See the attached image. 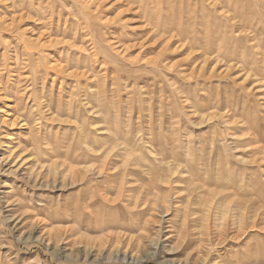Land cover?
<instances>
[{
  "label": "rangeland",
  "instance_id": "374dc122",
  "mask_svg": "<svg viewBox=\"0 0 264 264\" xmlns=\"http://www.w3.org/2000/svg\"><path fill=\"white\" fill-rule=\"evenodd\" d=\"M0 16V264H264V0H0ZM8 85L34 132L13 122ZM121 183L123 205L145 198L144 183L159 187L152 204L171 191L175 226L119 212ZM11 184L38 204L28 220ZM158 206L157 219L174 217Z\"/></svg>",
  "mask_w": 264,
  "mask_h": 264
},
{
  "label": "bare ground",
  "instance_id": "6f19581e",
  "mask_svg": "<svg viewBox=\"0 0 264 264\" xmlns=\"http://www.w3.org/2000/svg\"><path fill=\"white\" fill-rule=\"evenodd\" d=\"M85 2V1H84ZM83 4L84 3H82V6H83ZM77 5V4H76ZM78 8V7H77ZM16 13V14H15ZM78 13H79V11H78ZM22 14H24V12L22 13L21 11H20V9H19V13H18V10L17 9H15V11H14V14H13V19L11 20V22H8L9 23V25H10V27L8 28V30H10L11 31V33L12 32H17L18 33V30H19V26H18V23H20V20H19V17L22 19ZM2 15V14H1ZM5 15V14H4ZM16 15H18L19 17H17ZM2 16H0V18H1ZM88 18V17H87ZM7 20V19H6ZM9 20V19H8ZM19 20V21H18ZM6 24V23H5ZM0 25H2V23L0 22ZM7 26V25H6ZM20 28H22V27H20ZM72 29H73V27H72ZM47 30V29H46ZM51 30V29H50ZM40 32V31H39ZM6 33V32H5ZM43 33V32H42ZM48 33V32H47ZM44 34V33H43ZM46 35V34H45ZM47 36V35H46ZM76 36V35H75ZM74 36V37H75ZM4 37V36H3ZM39 37V36H38ZM41 37V36H40ZM52 37V36H51ZM77 37V36H76ZM18 38V37H17ZM46 38V37H45ZM55 38V37H54ZM27 39V38H26ZM25 39V40H26ZM36 38H34V40H35ZM6 40V39H5ZM21 40V39H20ZM28 40V39H27ZM48 40V39H47ZM29 41V40H28ZM31 41V40H30ZM49 41V40H48ZM8 42V41H7ZM24 42V44H25V46H27V47H29V45H31L30 43H28V42H26V41H23ZM50 42V41H49ZM42 43V42H41ZM33 44V46H36V44H37V42L36 43H32ZM35 44V45H34ZM14 45H15V47H16V45H18V42L15 44L14 43ZM40 45V44H39ZM125 45V44H124ZM6 46V45H5ZM126 46V45H125ZM32 47V46H31ZM37 47V46H36ZM35 47V48H36ZM131 47V46H130ZM14 48V47H13ZM127 48H129V45H127ZM17 49H18V47H17ZM31 49V48H30ZM37 50V49H36ZM38 50H39V48H38ZM37 50V51H38ZM46 52V51H45ZM162 52H163V50H162ZM30 55V54H29ZM38 56V55H37ZM46 56V55H45ZM158 57L160 56V55H157ZM157 57V58H158ZM154 58V57H153ZM154 59H156V58H154ZM207 59V58H206ZM116 60H118V59H116ZM208 60V59H207ZM161 61H163V60H160V61H158V63H156V64H160V62ZM46 63V62H45ZM62 63V62H61ZM162 63V62H161ZM47 64V63H46ZM57 64V63H56ZM66 64V63H65ZM59 65V64H58ZM60 65H63V64H60ZM150 65V64H149ZM153 65V64H152ZM44 66V65H43ZM65 66V65H64ZM174 66V65H173ZM9 67V66H8ZM44 68H45V66H44ZM66 68V67H65ZM47 69V68H46ZM49 69V68H48ZM55 70V69H54ZM75 70H77V69H75ZM158 70V69H157ZM83 71V70H82ZM153 71V70H152ZM160 71V70H159ZM57 72H58V70H57ZM135 72H136V70H135ZM134 72V73H135ZM138 72V71H137ZM36 80V79H35ZM17 83V82H16ZM4 94L6 95V97H8V98H13V97H15L14 98V100H13V102L14 103H12L11 104V106H10V108H15V110H17V111H19V113H18V115H16V116H14V118H13V122L15 121V120H18V119H20L21 117H22V122H23V124L25 125V126H27L28 127V129L31 131V132H34V127H33V125H32V118L31 117H29V116H22L23 114L22 113H20V112H23V110L26 108V106L24 105V102H23V98H22V95L21 94H19L18 93V86L17 87H15L14 85H8V86H6V88L4 87ZM35 96V95H34ZM36 97V96H35ZM34 97V98H35ZM37 100V99H36ZM48 101H50V99L48 100ZM37 102V101H36ZM45 102V101H44ZM36 104V103H35ZM34 104V105H35ZM50 105H51V103H49ZM45 105V104H44ZM50 107V106H49ZM71 107V106H70ZM34 111V110H33ZM41 111V110H40ZM68 111H69V109H68ZM69 114H71V113H69ZM12 121V120H11ZM39 139V138H38ZM31 143H32V145H33V148L35 149V151H36V158H37V161H38V163H40L39 165H40V167H42V168H44V167H46V166H52V164H46V163H44L43 162V160L42 159H44L42 156H41V153H43V151H42V148L43 149H47V147H42V143H40V142H38V141H36L35 139H33V140H31ZM142 143V142H141ZM16 149H12V151H13V153H14V157L15 156H17V153H15L14 151H15ZM27 150H30V149H27ZM49 150V149H48ZM70 150V149H69ZM99 150H100V148H96V149H94L93 150V155H94V153H99ZM102 150H104V148L102 149ZM106 151H107V149H106ZM81 152V151H80ZM18 153H19V151H18ZM79 153V152H78ZM48 154V153H47ZM20 156H23V155H20ZM19 156V157H20ZM13 157V158H14ZM82 157V156H81ZM14 160V159H13ZM18 160V159H17ZM128 160V159H127ZM141 161V160H140ZM11 161L9 160V163H10ZM23 162V161H22ZM73 162V161H72ZM13 163V162H12ZM29 163V162H28ZM37 163V164H38ZM180 163H182V162H180ZM25 164V163H24ZM30 164V163H29ZM16 165V167H17V164H14V165H12V166H15ZM19 165H20V163H19ZM104 165V164H103ZM140 165V164H139ZM178 165H180V164H178ZM177 165V166H178ZM12 166H10V167H12ZM28 166V165H27ZM86 166V165H85ZM91 166V165H90ZM128 166H129V164H126L125 165V168L123 169V172H122V174L123 175H128V174H130V173H133V169H129V168H131V167H129L128 168ZM134 166V165H133ZM182 166H183V164H182ZM182 166H181V168H182ZM102 167V166H101ZM142 167H144V165H140V168H142ZM88 169H91L90 167H80V168H75L74 166H70L69 167V173L71 174V172H74V176H77L78 174H83V172H86V171H89ZM175 169H177L176 167H175ZM174 169V170H175ZM180 169V168H179ZM148 170V169H147ZM182 170V169H181ZM23 171V167L20 165L19 167H17L16 169H14L13 168V170H12V172L13 173H22V174H24V172H22ZM91 171V170H90ZM177 171H178V169H177ZM188 171V170H187ZM101 172V171H100ZM164 172V171H163ZM162 172V173H163ZM183 172V171H182ZM178 173V172H177ZM149 174V173H148ZM189 174V173H188ZM122 175V176H123ZM150 175V174H149ZM161 175V174H160ZM166 175V174H165ZM176 175V174H175ZM174 175V176H175ZM151 176L152 175H150V178H151ZM162 176H163V174H162ZM167 176V175H166ZM171 176H173L172 174H171ZM177 177H178V175H176ZM180 176V175H179ZM165 177V176H164ZM163 177V178H164ZM152 178H153V176H152ZM172 179H173V177H171ZM28 179V178H27ZM41 179V178H40ZM158 182V181H157ZM178 182V181H177ZM195 182V181H194ZM206 182V181H205ZM162 183H163V181H162ZM160 184V186L161 185H163L164 186V184H167V183H163V184ZM175 183V182H174ZM173 183V184H174ZM148 184V183H147ZM147 184H143V186L141 187V189H140V193L141 194H144L145 193V198H143V197H139L138 198V200H136L133 204H124L123 205V203H121V201H123L124 200V197L126 196V191H127V188L128 187H126L125 185H124V183H121L119 186H117L116 188H117V192H118V197H117V200L119 201L118 203L120 204V205H117L118 206V208H117V210L119 211V212H127V213H129L130 215H131V217H132V219L134 220V218H135V220H137V219H141V218H143L144 216H148L149 215V217L145 220V223H144V226L146 227V228H150L151 226H152V223L155 225L156 223H159V224H161V227H164V225L166 224V222H170L171 223V226H175V223H176V221L174 222V219H176V217H178V216H180V213L182 212V210H181V208H180V200L178 199V198H176L175 196V198L173 197V199L171 198V196H173L172 194H171V196L169 195V194H167L168 192H171V191H168L165 195H164V197H161V198H159V196H158V200L156 199V202H155V204H152V202H151V199H150V194H151V188L152 187H155V188H157V189H159V187L158 186H154L153 184L152 185H150V186H147ZM173 184H172V186H173ZM12 185V184H11ZM15 185V184H14ZM14 185H12V188L14 189ZM38 185V184H37ZM40 185V184H39ZM165 189H167V187L168 186H166L165 185ZM171 187V186H170ZM169 188V187H168ZM17 189H19V188H17ZM170 189V188H169ZM176 189V188H175ZM28 190V189H27ZM174 190V187H173V189H172V191ZM182 190V189H181ZM180 190V191H181ZM103 191H104V189L103 188H100V190H97V192H96V195H98V194H100V197H101V199H103L104 201H105V198H106V196H108V195H105V193L103 194ZM183 191H184V189H183ZM183 191H182V194H183ZM10 192V191H9ZM154 192V191H153ZM174 192V191H173ZM172 192V193H173ZM161 193V192H160ZM181 192H179L176 196H179L180 197V194ZM10 194H12V196H13V199H9V201L11 202V204H12V206H14L13 207V209L12 210H14V211H16V212H18V211H20L21 210V212H20V216H21V218L23 219V220H28L27 218H29V216L30 215H33L32 214V210H30V209H33V208H38V204H36L35 202H33L32 200H31V198H29V195L27 194V193H24L23 191H20V192H17V190H11V192H10ZM9 194V195H10ZM156 195V194H155ZM170 196L169 198H171L172 200H170L167 196ZM190 196V195H189ZM188 196V197H189ZM185 197V196H184ZM157 198V197H156ZM191 198V197H190ZM101 201V200H100ZM184 202V201H183ZM182 202V203H183ZM192 202H193V199H192ZM191 202V200L189 199L188 200V205H186L187 204V202H186V206H185V210H184V212H183V215H182V218H181V222L180 223H182V226H181V228H178V237L180 236V237H184L185 236V234H188V232L187 233H184V231H185V228H188L189 226H191V225H189V220H193V218L192 219H190V216L192 217L194 214H195V212H193V210H192V212H190L189 211V204H190V208H191V206H192V203ZM162 205V207H164V210H163V214L164 215H168L169 214V210L171 209V207L172 206H174L173 208H174V211H175V214H174V217H172L171 219H170V221H168V219H166V218H164V219H157L156 218V216L152 213V211H154V210H156L155 208L158 206V205H160V204ZM88 204V203H87ZM151 204H152V206L154 205L155 206V208H154V206L152 207L151 206ZM76 205H78V204H76ZM131 206H133V207H131ZM89 208V207H88ZM140 208V209H139ZM152 208H154V210H152ZM158 208H159V206H158ZM39 209V208H38ZM125 209V210H124ZM126 209H128V210H126ZM139 210V211H133V210ZM130 210V211H129ZM195 211V210H194ZM156 212V211H155ZM211 213V212H210ZM241 214H242V217H241V219H242V221H241V224H244V219L246 218L245 217V212H243L242 211V209H241V212H240ZM39 214V213H38ZM182 214V213H181ZM258 215H259V210L258 211H256L255 213H253L250 217H252V227H257V225H258V221H257V217H258ZM261 215V214H260ZM259 215V216H260ZM226 216V215H225ZM212 217H213V215H212ZM15 219L16 218H18L17 216L16 217H14ZM33 218V217H32ZM174 218V219H173ZM261 218V220H262V222L264 223V216H262V217H260ZM259 218V219H260ZM14 219V220H15ZM206 233H205V235L206 236H210L209 235V231H210V223L212 222V218H211V215L209 214L206 218ZM258 219V220H259ZM13 220V219H12ZM176 220H178V219H176ZM196 220V219H195ZM194 222V221H193ZM215 222V221H214ZM178 224V223H177ZM216 224V223H215ZM189 225V226H188ZM248 225H250V224H248ZM178 226V225H177ZM214 226H217V225H214ZM225 226V225H224ZM235 226V225H234ZM239 227V226H238ZM246 227V226H245ZM264 227V226H263ZM212 228V227H211ZM220 228V227H219ZM224 228V227H223ZM162 229V228H161ZM221 229V228H220ZM240 229V228H239ZM216 230H218V229H216ZM238 230V229H237ZM191 231V230H190ZM221 232V231H220ZM161 233V232H160ZM190 233V232H189ZM193 233V232H192ZM224 233H226V232H224ZM194 234V233H193ZM191 234H189V235H187V236H190ZM212 235V234H211ZM187 236H185V237H187ZM195 236V235H194ZM214 236V235H213ZM179 237V238H180ZM192 237V236H191ZM190 237V238H191ZM196 237V236H195ZM205 237V236H204ZM203 236H201V235H199V236H197V240H195L196 241V245H197V247H195V248H200L201 247V244L204 242V240H207V239H205ZM219 237L220 238H218V240H221V236H220V234H219ZM159 239H160V235L158 234V236H157V238L155 239V242L157 243V241H159ZM181 239V238H180ZM189 240L190 239H188V242H189ZM192 241H194V239H192V240H190V242L187 244V246L189 245V244H191L192 243ZM212 241V240H211ZM210 241V242H211ZM185 242V241H184ZM193 244V243H192ZM191 244V245H192ZM201 249V248H200ZM244 257H246V260L248 261V260H252L253 259V255L252 254H250L249 252H247L245 255H244ZM255 258V257H254Z\"/></svg>",
  "mask_w": 264,
  "mask_h": 264
}]
</instances>
